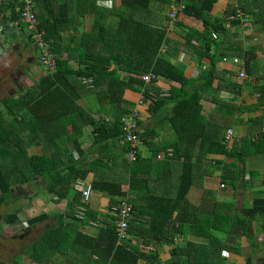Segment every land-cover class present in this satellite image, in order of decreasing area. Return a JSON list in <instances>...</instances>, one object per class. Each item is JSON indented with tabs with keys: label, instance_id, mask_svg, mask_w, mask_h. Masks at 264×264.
<instances>
[{
	"label": "trees",
	"instance_id": "1",
	"mask_svg": "<svg viewBox=\"0 0 264 264\" xmlns=\"http://www.w3.org/2000/svg\"><path fill=\"white\" fill-rule=\"evenodd\" d=\"M153 1L156 0H122L119 9L114 6L106 9L102 5L105 0H92L89 5L75 7H71V0L64 3L60 0H33L39 28L45 32V43L56 58V68L54 72L46 68L44 76L30 88L0 99V194L16 200L13 188L42 177L49 194L61 199H66L69 194L72 196L67 204L68 221L64 217L59 223L58 215L52 217L47 213L28 220L29 227L51 222L38 239L22 249V256L35 264H63L59 263L60 258H72L74 264H239L235 260L228 261L225 255L242 256L241 249L230 246L228 239L245 237L254 248L251 243L252 240L256 244L253 225L257 223L258 234H264V198H256L250 207L241 209L236 207L237 204L208 203V199L204 200L208 204L200 209L191 205L188 199L193 188L204 187L202 169L210 175L205 164L207 157L210 158L208 166L214 163L220 168L226 183L242 181L256 186L258 175L252 171V177L247 180L246 173L247 159L251 155L264 157V67L258 62V47L244 46L235 31H246L251 27L258 34L264 33V0L231 3L222 18L212 14L218 0H167L185 6L177 14L171 30L160 19L158 24L150 21L151 14H155L150 8ZM23 7L24 0H3L0 6L3 23L0 49L3 39L10 38V33L21 34L43 65L42 51L32 33L27 31V25L22 23ZM71 12L81 19L87 14H95L92 30L83 33L80 40L67 33ZM116 14L118 21L114 24L111 16ZM170 32L177 37H172ZM213 34H217L216 39ZM106 37L107 57H104L97 52L103 49ZM73 45L82 52L75 59L71 56ZM64 49L69 52L68 57H64ZM182 54L195 60L199 68L196 78L187 77L177 63ZM224 58L242 60L247 81L240 83L235 72L218 69L217 64ZM76 60L79 64L74 68L72 61ZM150 73L155 74L156 79L148 84L142 77ZM83 79H92L93 86L87 87ZM158 80L176 83L179 87L172 86L170 93L162 97ZM250 86L257 94L256 102L252 104L225 101L219 96L223 91L238 97ZM126 90L142 93L144 99L151 101L150 117H169L177 138L175 145L169 144L174 150L172 158L174 161L183 160L180 165L182 174L172 192L158 190L159 182L154 178L158 155L168 148L157 145V131L143 128L142 132V122L138 119L139 128L133 131L139 139L138 145L132 147L126 140L122 120L136 109L134 103L124 99ZM82 93H95L100 103L106 102L109 107L107 116L113 117V121L97 120L84 109L79 104ZM212 104L211 119H207L204 107ZM80 117L89 119L94 132L101 131L95 134L94 151L106 140L125 143V166L130 171L126 183L107 174V177L95 179L92 186L115 204L124 202L129 196L133 207L129 234L137 233L144 246H154L155 250L135 245L131 238L119 244V216L114 211L97 227L92 225L99 224L98 213L84 204L82 193L75 189L76 181L86 176L80 177L83 171L77 169L87 159L84 151L76 160L78 165L74 163L72 152H67L69 160L64 161L66 163L53 150L50 156L29 154V148L36 145L54 146L65 142L69 145L72 136L68 134L67 126ZM214 117H224L225 122ZM230 118H236V125L256 124L261 131L257 135L236 137L229 145L225 132ZM61 129H64V135L56 137L54 134ZM142 145L150 151L149 157L143 156ZM80 146L77 145L78 150ZM65 147L70 151L68 146ZM131 150L136 152L134 161L129 158ZM220 156L224 159H216ZM88 166L100 172L105 166L102 154L90 160ZM136 167L137 171L134 170ZM67 168L69 172L65 175ZM125 184L128 190H124ZM260 186L264 187V177ZM83 206L86 208L85 217L79 219L77 210ZM18 219L14 213L5 217L8 225H14ZM203 219L206 222H202ZM176 239L185 240V245L172 246ZM164 243L171 246L170 258L166 261L158 250V245ZM0 264L4 263L0 261ZM244 264L254 263L249 257Z\"/></svg>",
	"mask_w": 264,
	"mask_h": 264
},
{
	"label": "crops",
	"instance_id": "2",
	"mask_svg": "<svg viewBox=\"0 0 264 264\" xmlns=\"http://www.w3.org/2000/svg\"><path fill=\"white\" fill-rule=\"evenodd\" d=\"M65 1L66 0H60V2H62V3H64ZM105 1H113L115 3L114 0H105ZM159 1H162V0H159ZM169 1H171V0H169ZM91 2H92V0H71V5H72L71 7H73V6L75 7L76 5H79V6L89 5ZM163 2H167V0H163ZM121 3H122V0H117L116 4L113 5L114 9H119L121 6ZM172 3L174 4V6H173V10H174V8L177 7V2L174 1ZM231 3H233V0H218L217 4L215 5V7L213 9L212 14L216 18L224 17L225 11ZM34 6H35V4H34ZM92 6H93V4L90 5V7H92ZM105 8L107 9V7H105ZM173 10H171V12ZM116 16H117V14L111 18V22L114 24H117V21H118V17H116ZM71 18H72V20L70 19V21H71L70 30H68L67 33H68V35L77 36L79 40L81 39V35L83 33H89L92 30L93 25L95 23V14H93V13L85 15L81 19V18H78V16L75 14V12H71ZM1 20H2V17H0V28L3 27V25H1V24H3L1 22ZM150 21L154 24H158L159 18L157 16V14H151ZM167 22H168V20L166 21V23ZM105 24L107 25V12H106ZM167 27H168V25H167ZM227 27H229L228 24H227ZM9 30H12V29L9 28ZM237 32L238 31H235V35ZM10 34L11 35H8V37H10V38H6V41H4V39H3V41H2L3 47L5 48V51H6V52L3 51L4 56H6L8 54V51L9 52H11V50L16 51L15 52V54H17L16 57H18V58L20 57L21 60L25 59V61H27L28 65H35L37 67V69L35 70V73H33V77H34V79H36L35 82L30 83V84L26 83V84H24L25 85L24 86L20 82L19 77L17 78V80L15 82L18 89L23 90V89L30 88L32 85H34L38 81V79L40 77L44 76V74L46 72V68L37 61L38 59L34 54L33 47L31 45H29L28 43H26V37H24L21 34L17 35V36L12 34V33H10ZM105 35L107 36V32L105 33ZM170 35L172 37H177L176 34H174L173 32H171ZM235 35L232 37L235 38ZM102 48L103 49L97 53L103 55L104 57H107V37L105 40H103ZM71 49H72L71 56L74 59L81 56L82 52H78L74 48V45ZM1 50H3V48H1ZM86 52L89 53L88 50H86ZM90 52H95V51H90ZM259 55H260V52H259V48H258V51H257L258 62L260 61ZM68 56H69V52L67 51V49H64V57H68ZM3 58H1V60H3ZM78 62H79L78 60L72 61V65L74 68L78 67L77 66L79 64ZM177 63L179 64V66L182 69L185 70L187 77L192 78L193 76L198 75V69L199 68L197 67L193 57L191 58V57H188V56H185L184 54H182L177 59ZM114 67L117 68L116 66H114ZM217 67H218V69L230 70V71L235 72L237 74V67L233 66L230 62L224 63L223 61H221L217 64ZM31 69H32V67H31ZM28 70H29V68H28ZM20 77H22V76H20ZM216 85H217V83H215V86ZM157 86L162 89V97H165L167 94L170 93L172 86L179 87V85H177L176 83H169V82H165V81H158ZM244 91H246V89H244L243 92ZM243 92H242V95L244 94ZM17 93L18 92L12 91L11 94H17ZM250 94H252V92H250V91L246 92V95H250ZM19 95H21V93ZM96 96L97 95L95 93H93L91 95L88 93H82L81 98L79 100V104L84 109H86L89 113H91L94 116V118H96L97 120L101 119L106 123L112 122L114 118L107 116V109L109 107L107 106L106 102L100 103ZM219 96L221 99H224L225 101H232V102H234L236 100V98H238L234 94H231L229 92H223V91L220 92ZM239 97H241V96H239ZM90 98H92L93 102L97 105V107L95 108V111L93 110V106H92L93 102L90 100ZM256 98H257V94H256ZM124 99L131 102V103H134L136 108H138V110L141 114V117L139 118V120H141V122H142V132H143V128L144 129H153L154 131L156 130L157 134H158V136L156 135V137H155L157 139V141H156L157 145L158 146L161 145L162 148H166L168 146V148L165 151H161L160 154L158 155V157L162 156V158H157L159 163H157V161H155L157 164L155 165L154 178L157 179V181L159 182L157 186H158V190H160L161 192L169 193V191H171V192L174 191V189L176 188L178 179H179L180 175L182 174V168L180 165H181V161H183V160H175L174 161L172 158L174 150H173V147L169 146V144L175 145L174 143H175V140H177V138H176V135H174V131L171 127L169 117H150V103H151V101L144 99L142 93H137V92H133L131 90H126L125 94H124ZM255 102H253V103H255ZM242 104H245V103H242ZM213 107H214L213 104H212V106L207 105L204 107L203 113L206 116L205 118L211 119V117H209V115H210V113H212ZM124 118H127V117H124ZM214 119L218 120V121L224 120L222 122H225L224 117H214ZM233 119H236V118L228 119L229 125H228L227 131L230 129V122ZM71 123L72 124L67 126L68 127L67 131L69 132L68 134L72 136V140L69 141V142H71L69 145L66 142L62 143V144L59 143L58 145H54V146L36 145V146L29 148V150H28L29 154L31 156H33V155L50 156V153L53 150L55 153H59L60 157L62 156V158H61L62 162H64V161L67 162L69 160V158L67 157V152H72L74 155V163L77 164L76 160H78L80 152L84 151V153L87 154L86 155L87 159L81 165L79 164L80 166L77 169L83 171V174H80V177L84 176L85 174H86V176L83 179H78L76 181V184H75L76 188L75 189L79 192H81L80 189L84 188L85 186H87L89 184L92 185V183L95 181V179L101 178L102 176L107 177V174H108V176L114 177L115 179H117V178L122 179V181L124 183H126V180H127V177L129 176L130 171L127 172V169H126L127 167L125 166L126 165L125 164L126 154H124L125 143L120 142V141H111V140L107 141L106 140L103 143H100V145H97L96 150L94 151L93 146L96 143L95 142V140H96L95 134L100 133L101 131L94 132V128L91 125H89V119H87L86 117H80L78 120L75 118V120H73ZM137 126H139V125H137ZM234 127H235V129H234ZM234 127L231 129L234 130L235 138L236 137L241 138V137H244L246 135H249V136L250 135H257L261 131V128L256 126V124H251V123L248 124V122H246L244 125L243 124L235 125ZM57 132H56V134H54L56 137H58V135H61V136L64 135L65 131H64V129L63 130L61 129L58 133ZM226 132H225V134H226ZM263 132H264V129H263ZM104 136L106 137L107 135H104ZM99 137H102V136H99ZM101 140H103V139H101ZM65 145L69 147L70 151H67ZM77 145H79V146L81 145L79 150L77 148ZM55 149H57V150H55ZM141 151L143 152L144 157L150 156V151H148L147 148L143 145L141 146ZM64 153H65V156H64ZM100 153L103 156L105 166L103 168H101L100 172L89 169L88 165L90 164V160H94L95 158H97V156ZM166 154H168L167 157H166ZM221 158L224 159L222 156L216 157V159H221ZM119 162H121V163H119ZM225 162H227V160ZM208 164L209 163H207V166H208ZM252 164H255L254 169H252ZM213 166H216L214 163H212V168L215 169V172H218V170L216 168L217 166L216 167H213ZM82 167H84V168H82ZM208 168H209V166H208ZM125 170L127 172V175H124ZM134 170L137 171V167L134 168ZM209 171H212V170H209ZM252 171H253V173H255L256 176H257L258 171H262V178L264 177V157L262 155L254 154V155H251L247 159V173H246V175L249 176V179H250V177H252L251 176ZM204 172H205V170L202 169V175H204V187L206 190H211L212 192L217 191V193L219 194V191H218L219 189L226 190L228 188V186H229L228 183L224 184L225 188L222 189L221 185H223V184L221 183L220 180L213 177V175L211 176V175L205 174ZM246 179L248 180V178H246ZM215 181H219V187H217V185L214 183ZM243 183L244 182H242V181L239 183V190L236 191L238 198H235V199L233 198V201H237V199H238V201L241 200V202H243L245 204L248 191L254 189L255 187L253 184L250 185L249 183H248L249 185L248 184L246 185V183H245V187H244ZM255 183L257 186L258 182L255 181ZM259 185H260V182H259ZM39 187H41V190H39ZM17 188H22L24 196H22L21 198L25 199L27 201V205L29 204V206L31 205V206L35 207L37 205V202L40 201L41 198L44 200V202L47 199L48 201H50V203H49L50 211L47 214H49L50 216L52 215L53 217L56 215L62 216V218L65 217V220L68 221V219H66L67 218V215H66L67 212L66 211H68L67 204H68L69 200L72 199L71 195H69L66 199H61L57 196H53V195L49 194L47 192V184L42 179V177H37L33 180V182H31L29 184H25L23 186L19 185L13 189L16 190ZM123 188H124V190H128V185L125 184L123 186ZM199 188L200 187H198L196 189H199ZM17 190H18V193H20L19 189H17ZM192 190L190 191V193L188 195L189 200H191L190 194L192 193ZM240 194L242 195V197L240 196ZM46 195H48V197H46ZM19 196H20V194L17 196V199H21ZM248 196L249 197H255L254 193L252 194V196H250V195H248ZM235 197H236V195H235ZM192 200H193V196H192ZM253 200H251V203L253 202ZM191 201H190V203H191ZM218 201H219V199H218ZM122 203L115 204L114 201H112L108 196H105L104 194H102L98 191H95L93 189V193H92L90 203H88V204L84 203V204L88 205L90 210L98 213L99 224L92 223L93 226L97 227V225H100L102 223V221L107 218L108 214H110L114 208L119 207ZM234 203H228V204H234ZM239 207H240V204H239ZM79 209L80 208H78L76 215H78ZM36 211L41 212V209L36 208ZM34 217H36V216H34ZM139 223L142 225L143 222L140 221ZM90 229L91 228H86V230H90ZM27 231H31V227H28ZM91 231H94V229H91ZM137 235H138L137 233L133 232L132 235H130V237H129L132 239V241L135 245H139L140 247H142L146 250H149V251L155 250L154 246H150V247L144 246L142 244L143 240H141ZM180 240H182V239H176L175 241L179 242ZM170 248H171V246L168 244H165V243L158 245V250L160 251L161 257L164 261H166L170 258V252H169ZM15 260H17V256L14 257L13 262H12L13 264H17V262ZM58 261H60L59 263H63V264H74V261L72 260V258H67V259L60 258V259H58ZM23 263L24 264H35L28 258H25L23 260Z\"/></svg>",
	"mask_w": 264,
	"mask_h": 264
},
{
	"label": "rangeland",
	"instance_id": "3",
	"mask_svg": "<svg viewBox=\"0 0 264 264\" xmlns=\"http://www.w3.org/2000/svg\"><path fill=\"white\" fill-rule=\"evenodd\" d=\"M114 1L115 3L113 1H106L105 7H112L113 5L116 4L117 0H114ZM237 1L238 0H233V3H236ZM150 6H151L150 7L151 10L155 14H157L158 18L160 19V22L162 24L168 25V22L170 20L171 10H173L174 4L169 3V2H163V0L162 1L156 0V1H153L150 4ZM111 17H114V15ZM167 20L168 22L166 23ZM175 21L173 25L175 24ZM237 34H238V37L241 39V41H243L244 46H247V47L256 46L259 48V52H260L259 65L264 67V38H263L264 33L258 34L251 27H249V29H247L246 31L240 30L239 32H237ZM2 48L3 50L0 51L2 53L0 54V99H3L4 97L9 96L12 93V91L18 92L20 90L18 89L15 83L18 77L20 79V82L23 85L26 83L30 84V83L35 82L36 79H34L33 73H35V70L37 69L35 65H28L25 59L21 60L20 57L19 58L16 57L17 55L15 54L16 51H13V50H11V52L8 51V54L4 56L3 51L4 52L6 51L4 47ZM1 58H3V60H1ZM241 82L243 83L244 81H241ZM245 89L246 91L243 92L244 94L240 95L241 97L238 96V98H236L234 103L251 104L256 101L257 99L256 94L253 91L252 87L250 86ZM248 91L252 92V94L246 95V92ZM90 100L93 102L92 98H90ZM92 106H93V110L95 111V108L97 107V105L93 102ZM236 123L237 121L235 119H233L230 122V130L232 131V135L229 139H227L228 132L226 133V141L228 142L229 145H231L235 139L234 130L231 128H233L236 125ZM209 161H210V158L207 157L205 164L207 165ZM213 167H216V166H213ZM216 168L218 172H215V169L212 168V164H211V166H209L208 169L212 171H209V174L211 176L213 175V177L220 180L222 184H226L227 181L223 178L220 168L218 167ZM254 168H255V164H252V169ZM126 169H127V172H129L128 168ZM68 172H69V169L67 168L65 175H67ZM127 172L125 170L124 175H127ZM257 175L258 177L256 178L255 181L258 182V185L255 186L254 189L248 191L245 204L241 202V200L238 201V199L237 201H233V198L234 199L238 198L236 191L239 190V183H236V184L228 183L229 186L226 190H221V189L218 190L219 194L217 192L207 193V190L205 189V187L204 188L200 187L199 189H196L198 188L196 187L192 190V193L190 194L191 200L193 196V200L192 201L190 200L191 201L190 204L197 208L199 207L200 209H203L205 205H207L208 203L213 202V201H218L219 199L221 203H234L235 202L234 204H237L236 207H238L239 209L243 207H250L252 205L251 200L255 198H264V187L259 185V182L263 180L262 171H258ZM247 178H249V176H247ZM214 183L217 185V187H219V181H215ZM243 184L245 187V183ZM17 189H19L20 193H18ZM17 189L13 190L14 191L13 193L16 196V198L19 194H20L19 196L20 198L24 196L22 188H17ZM39 190H41V187H39ZM253 193L255 197L248 196V195L252 196ZM240 196L242 197L241 194ZM46 197H48V195H46ZM206 199H208L207 204L204 202V200ZM43 202L44 200L42 198L40 199V201L37 202V205L35 207L37 209L39 208L41 209V212H37L34 206H31V205L29 206V204L27 205V201L25 199L21 198V199L15 200V198H12V197L4 198L0 194V260L4 264H13L12 262L15 256H17V260H15L17 264H24L23 260L26 258V256H22L21 254L22 249L26 245L38 239L41 236V234L48 228L51 222L41 223L35 227H31V231H27V228L29 227L27 221L29 220V218L31 219L32 217L37 216L41 213H48L50 211V206H49L50 201L46 199L45 202L44 203ZM239 204H240V207H239ZM242 210H239L238 212L243 215ZM13 213L18 215L19 217L18 221L14 225L6 224L5 217ZM204 221L205 220L203 219L202 222ZM257 225H258L257 223L253 225V228L255 227L254 231H255V237H256L255 238L256 244L251 240V243L255 245L254 248L250 245L249 243L250 241L248 242V239L245 237L237 238V237L232 236V238L228 239L229 242L227 243L230 246H234L236 249H241L240 251L242 255V256L240 255L237 256L236 254H233V253L225 254L227 256L228 261L231 262L235 260L239 264H244L246 259L250 257L254 264H264V234H258ZM211 230H212V227H211ZM216 237L220 238L221 235H216ZM184 242L185 240L182 239L179 242H175L174 244H172V246L175 245L177 247H182L183 245H185Z\"/></svg>",
	"mask_w": 264,
	"mask_h": 264
},
{
	"label": "built area",
	"instance_id": "4",
	"mask_svg": "<svg viewBox=\"0 0 264 264\" xmlns=\"http://www.w3.org/2000/svg\"><path fill=\"white\" fill-rule=\"evenodd\" d=\"M3 0H0V6L2 5ZM185 6L183 4H178L176 10H174L170 15V20L168 22V27L171 29L174 21L177 18V14L181 11H183ZM21 19L22 23L27 25V30L29 33H32V38L36 42L39 49L42 51V64L45 68L48 70L54 72L56 68V58L53 53L50 52L49 46L45 43V32L39 28V21L37 19L36 14L34 13V2L33 0H24V7L21 11ZM18 23L15 24L17 26ZM2 28H0L1 32ZM213 37L216 39L217 34H213ZM1 51V49H0ZM0 54H2L0 52ZM224 63H232L234 66H238V80L239 82L244 81L248 78L246 75V71L244 68V62L240 60L239 58L234 59H223ZM204 69H206L204 67ZM143 81L145 83H152L153 80L156 79V75L153 73L146 74L142 77ZM83 84H85L87 87H92L94 82L92 79H83ZM140 114L138 108H136L132 115H130L127 118H124L122 122L124 123V131L126 132V140L131 144L132 147H136L139 143V139L136 135L133 134V131H136L138 129L137 126V120L139 119ZM229 139L232 135V131L229 129L227 131ZM129 158L131 161H134L136 159V152L134 150L129 151ZM158 158H162V156H159ZM221 188L224 189L225 185H221ZM82 192L83 201L85 204L90 203L92 193H93V187L92 185H87L84 188L80 189ZM132 204L129 202V196L128 198L119 206L113 209V211L119 216V219L117 220V237L119 244L123 243L127 239H129L130 234V218L132 216ZM86 213L85 207H80L77 217L79 219H84Z\"/></svg>",
	"mask_w": 264,
	"mask_h": 264
},
{
	"label": "clouds",
	"instance_id": "5",
	"mask_svg": "<svg viewBox=\"0 0 264 264\" xmlns=\"http://www.w3.org/2000/svg\"><path fill=\"white\" fill-rule=\"evenodd\" d=\"M105 2H106V1H105ZM105 2L103 3L104 6H105ZM178 4H180V3H177V6H178ZM176 8H177V7H176ZM176 8H175L174 10H176ZM174 10H173V11H174ZM173 11H172V12H173ZM172 12H171V13H172ZM171 28H172V27H171ZM170 30H171V29H170ZM228 59H229V58H228ZM231 64H232V63H231ZM232 65H233V64H232ZM233 66H234V65H233ZM235 67H237V80H238V66H235ZM198 75H199V72H198ZM198 75H197V76H198ZM197 76H193L192 78H196ZM190 78H191V77H190ZM158 81H160V80H158ZM238 81H239V80H238ZM240 83H242V82H240ZM92 187H93V186H92Z\"/></svg>",
	"mask_w": 264,
	"mask_h": 264
},
{
	"label": "water",
	"instance_id": "6",
	"mask_svg": "<svg viewBox=\"0 0 264 264\" xmlns=\"http://www.w3.org/2000/svg\"><path fill=\"white\" fill-rule=\"evenodd\" d=\"M63 220L62 216H58V222L61 223Z\"/></svg>",
	"mask_w": 264,
	"mask_h": 264
}]
</instances>
